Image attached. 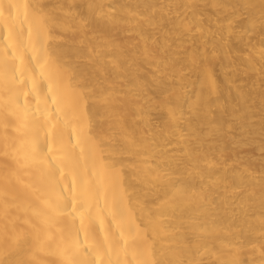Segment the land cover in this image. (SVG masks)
Returning a JSON list of instances; mask_svg holds the SVG:
<instances>
[{
  "label": "bare ground",
  "instance_id": "obj_1",
  "mask_svg": "<svg viewBox=\"0 0 264 264\" xmlns=\"http://www.w3.org/2000/svg\"><path fill=\"white\" fill-rule=\"evenodd\" d=\"M131 2L0 0V264H264V193L248 190L264 169L206 156L224 147L226 116L250 110L234 73L204 66L236 45L207 49L193 3L179 38L139 20L156 0ZM192 41L197 85L175 70L159 81L150 52Z\"/></svg>",
  "mask_w": 264,
  "mask_h": 264
},
{
  "label": "rangeland",
  "instance_id": "obj_2",
  "mask_svg": "<svg viewBox=\"0 0 264 264\" xmlns=\"http://www.w3.org/2000/svg\"><path fill=\"white\" fill-rule=\"evenodd\" d=\"M131 1L128 4L130 7L138 4L143 8L146 3V0ZM262 1L264 2V0ZM230 2L232 4L225 7V4ZM191 3L197 6L200 11L201 23L208 30L209 38H204L205 41L210 40V37L222 36L234 43L237 48V52L228 60L216 57L205 61L204 66L216 70L217 74H222L223 70L231 75L234 73L235 85L239 87V90H248L247 100L248 104H251L250 110L245 112L246 117L242 115L239 106H236L235 114L226 116L228 125L222 132L228 134L229 137H227L223 148L220 150L211 148L206 156L211 157V166L219 164L230 170L234 168V165L244 163L249 158V161L254 162L255 168L264 169V11L254 13L250 8L251 0H216V2L211 0H156L154 12L140 10L139 20L154 23L150 26L158 32V37H160L159 32L161 31V33H168L174 37L187 38L190 31L185 29L182 23L192 18ZM228 27L233 28L235 32H230ZM192 28L194 35L201 33L197 26H192ZM126 35L133 38V33L128 32ZM210 45V41L205 44L207 49L210 48ZM202 47L201 43L186 42L179 46L175 52L169 46L162 48L161 45H157L156 52L152 50L150 54L162 57L160 59L164 61L167 68L164 69L165 71L161 69L158 72V80L164 82L167 73L175 70L191 80V86L187 88L191 90V87L196 86L199 82L200 76L194 72L189 53L192 49L198 51ZM172 83L177 84L176 78L172 79ZM166 99L162 96H158L156 99L159 111V114L156 115L157 118L161 116L160 107L166 102ZM185 132L189 131L185 130ZM219 132L216 123H207L202 126V138L207 144L214 142L218 138ZM191 138L197 140V135L191 133ZM259 144L263 147L260 148ZM243 189L244 187L236 189L235 194L242 195L243 193L240 191ZM248 190L264 193V186ZM251 252L258 255L264 253L262 250L259 253L253 248Z\"/></svg>",
  "mask_w": 264,
  "mask_h": 264
}]
</instances>
